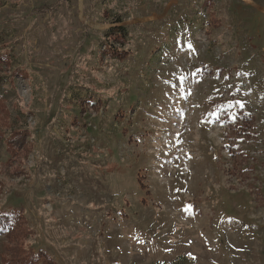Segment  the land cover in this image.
<instances>
[{"label":"rangeland","instance_id":"obj_1","mask_svg":"<svg viewBox=\"0 0 264 264\" xmlns=\"http://www.w3.org/2000/svg\"><path fill=\"white\" fill-rule=\"evenodd\" d=\"M0 51V264H264V0H0Z\"/></svg>","mask_w":264,"mask_h":264},{"label":"trees","instance_id":"obj_2","mask_svg":"<svg viewBox=\"0 0 264 264\" xmlns=\"http://www.w3.org/2000/svg\"><path fill=\"white\" fill-rule=\"evenodd\" d=\"M121 22V19L118 18L116 20V23ZM110 37L106 40L105 46L108 50V53H112L114 56L120 57L123 54V50H120L118 48V44H122L127 36V30L123 26H117L116 28H111L109 32ZM3 51H0V64L3 63V57H6L8 54L4 56ZM12 55V54H10ZM9 60L14 59L13 55L8 57ZM7 59V57H6ZM12 76H15L17 73H20V70H13V72H10ZM1 72H0V83H1ZM21 136L23 134H19L14 136V141H9L8 144H13L16 146H19V148H22L24 140H21ZM1 137V136H0ZM2 138V137H1ZM1 191V190H0ZM23 216H22V210L19 208H13L9 211H2L0 210V233L6 232L8 236L16 235V231L20 229L21 223L23 224ZM14 237V236H13ZM35 255V254H34ZM24 257H19L18 260H7L4 263L5 264H35L33 260V256L29 260H26V254L23 255Z\"/></svg>","mask_w":264,"mask_h":264}]
</instances>
